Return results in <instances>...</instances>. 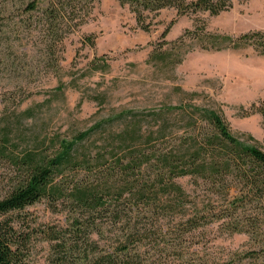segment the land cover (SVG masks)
Masks as SVG:
<instances>
[{"label":"trees","instance_id":"obj_1","mask_svg":"<svg viewBox=\"0 0 264 264\" xmlns=\"http://www.w3.org/2000/svg\"><path fill=\"white\" fill-rule=\"evenodd\" d=\"M94 1L0 0V69L32 72L25 63L10 64L11 53L25 45L42 49L50 62L44 65L57 75L61 58L54 54L63 52L65 37L85 22ZM117 1L144 31L149 16L164 9L192 18L191 29L150 54L148 62L161 68L173 70L195 46L219 51L252 45L264 55V31L233 37L206 29L204 14L219 15L240 0ZM30 93L13 103L19 122L32 116V108L16 112ZM252 111L264 123V108ZM143 118L121 111L116 130L96 122L70 140L56 136L31 146L1 126L0 159L18 173L0 199V264H30L34 239L49 244L47 264H164L167 252L185 264H264V148L250 134L232 132L214 108L186 103L185 138L169 139ZM185 176L202 186L200 201L176 182ZM40 200L64 212V223L22 228L15 214ZM212 227L245 235L246 247L214 251L197 238Z\"/></svg>","mask_w":264,"mask_h":264},{"label":"rangeland","instance_id":"obj_2","mask_svg":"<svg viewBox=\"0 0 264 264\" xmlns=\"http://www.w3.org/2000/svg\"><path fill=\"white\" fill-rule=\"evenodd\" d=\"M91 5L85 22L65 37L63 52L54 54L61 58L57 75L44 65L50 62L42 49L25 45H18L17 52L11 53L10 64L14 68L25 63L32 72L0 69V128L8 125L13 139L27 146L47 144L56 136L70 140L96 122L116 130L120 128L116 116L121 111L144 116L146 126L165 129L169 139L185 138L189 102L218 110L232 132L250 134L264 148L263 115L252 111L264 108V55L252 45L219 51L195 46L180 64L168 70L149 63L150 54L163 42L175 41L191 29L192 18H176L175 11L164 9L149 16L152 24L144 31L128 6L117 0H95ZM203 18L211 33L237 37L264 31V0L236 1L230 10L216 16L204 14ZM93 61L100 68L94 67ZM60 82L62 89L56 91ZM27 92L31 93L16 112L32 108V116L19 122L12 112L13 103ZM153 112L159 115L153 117ZM17 173L8 161L0 159V199L13 186ZM176 182L191 200L202 199V186L191 177H180ZM15 217L22 219V228H44L63 224L65 214L52 211L46 200H40ZM197 238L216 252L245 248L247 241L243 234H221L215 227ZM172 254H163L167 257L164 264H185ZM48 256L49 244L34 239L30 264H47Z\"/></svg>","mask_w":264,"mask_h":264}]
</instances>
